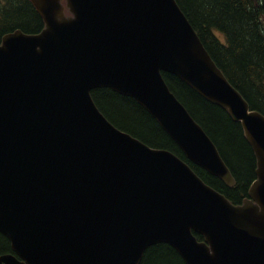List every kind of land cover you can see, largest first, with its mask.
I'll use <instances>...</instances> for the list:
<instances>
[{"label":"water","instance_id":"obj_1","mask_svg":"<svg viewBox=\"0 0 264 264\" xmlns=\"http://www.w3.org/2000/svg\"><path fill=\"white\" fill-rule=\"evenodd\" d=\"M45 27L0 43V264H264V115L213 60L177 0H30ZM176 76L242 126L257 179L240 205L171 151L118 129L93 91L138 102L186 158L234 187ZM195 234L202 235L200 241Z\"/></svg>","mask_w":264,"mask_h":264},{"label":"trees","instance_id":"obj_2","mask_svg":"<svg viewBox=\"0 0 264 264\" xmlns=\"http://www.w3.org/2000/svg\"><path fill=\"white\" fill-rule=\"evenodd\" d=\"M213 60L252 109L264 115V7L258 0H177ZM45 27L30 0H0V43L16 30L40 33ZM223 37L224 39L223 41ZM169 87L217 145L237 185L228 187L219 178L189 161L159 123L131 97L111 89L93 91L105 116L120 130L152 148L168 150L187 162L209 186L234 204H242L256 180L257 159L242 126L174 75L163 74ZM201 241L204 237L195 234ZM13 253L0 233V255ZM141 264H186L169 244L150 247Z\"/></svg>","mask_w":264,"mask_h":264},{"label":"flooded vegetation","instance_id":"obj_3","mask_svg":"<svg viewBox=\"0 0 264 264\" xmlns=\"http://www.w3.org/2000/svg\"><path fill=\"white\" fill-rule=\"evenodd\" d=\"M258 1H260L259 4H258V6L264 7V0H258ZM263 22H264V16H263ZM262 27L264 28V23L262 24ZM224 39H226V38L223 37V41H224Z\"/></svg>","mask_w":264,"mask_h":264}]
</instances>
